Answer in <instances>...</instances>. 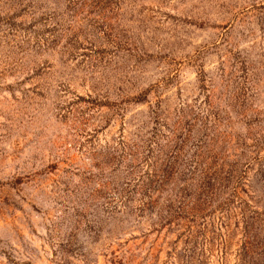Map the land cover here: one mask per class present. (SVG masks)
I'll return each mask as SVG.
<instances>
[{
  "label": "rangeland",
  "instance_id": "obj_1",
  "mask_svg": "<svg viewBox=\"0 0 264 264\" xmlns=\"http://www.w3.org/2000/svg\"><path fill=\"white\" fill-rule=\"evenodd\" d=\"M0 264H264V0H0Z\"/></svg>",
  "mask_w": 264,
  "mask_h": 264
}]
</instances>
